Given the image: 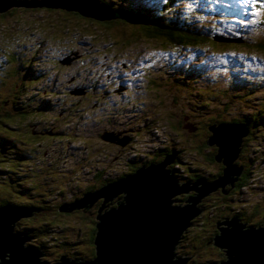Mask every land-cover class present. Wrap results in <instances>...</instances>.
I'll return each mask as SVG.
<instances>
[{
    "label": "trees",
    "instance_id": "trees-1",
    "mask_svg": "<svg viewBox=\"0 0 264 264\" xmlns=\"http://www.w3.org/2000/svg\"><path fill=\"white\" fill-rule=\"evenodd\" d=\"M95 1L107 7L109 10H112L116 15L110 20H99L62 8L20 7L17 9L16 7H11L0 13V24H2L6 18L17 17L12 16L15 12L23 11L26 13L43 11L46 15L41 17L40 29L46 31L50 25L53 26L54 34H52V36L55 37L56 41L63 39L68 40L66 45L74 42V40L70 38L71 32L78 31L90 36V38L96 37V39L101 40L108 41V36L113 39V42L125 45L131 44L138 39H144L156 43L160 49L165 52L169 47H178L179 54L182 53L183 50L187 52L195 51L198 54L196 48L204 49L212 47L209 49L210 54L213 57L218 56L219 58L223 50H235V47L238 46L251 47L248 43L243 42V40L247 41L244 39V35L237 38L239 42L231 40L222 41L221 38L223 37L217 35L218 30L216 27H210L213 24L212 22L219 23L221 18H223L225 22L233 21V18H226L225 16L218 18V15L212 11L217 10L218 6L215 4H213L212 8H209L208 11H202V13L194 12L197 7L191 5V7H184L186 9L180 11L184 13L174 14L171 12L174 10L172 6H175L178 9L181 8L179 5L183 4L184 0H160L161 2L151 0L148 4H146L148 0H139L140 2H137L136 0H129V2L128 0ZM256 6L257 8H255V11H257V15H263L264 0H257ZM198 14L203 16V22H200L201 20L197 17ZM207 17L210 18V21H208ZM252 19V16H248L240 10H237L234 22L240 23L241 28L239 30L244 33L249 32L246 27H248V23L252 22ZM71 22L77 24L76 26L79 24V27H71L69 25ZM208 23L210 24L208 25ZM259 23L262 24L261 21H259ZM100 27L103 30H100ZM82 29L83 31H81ZM96 29L104 34H99ZM3 38H7L8 42L4 45L1 42L0 45V208L7 207L14 210H39L32 211L30 216L20 217L15 220L12 227V233L25 234L32 237L31 240L24 241L23 246L37 248L42 254V256L39 257V261L42 263L57 264L60 260L59 258L63 255L67 259L73 261H91L96 258L94 240L97 231V211L90 208L82 213L80 216L83 217V221H80V216H77V214L76 217L79 218L78 222L65 221L62 217L72 216L71 213H73V210L69 212H61L59 211V208L63 204H70L72 200L69 201V199H65L66 201H64V199H58L56 197L49 198L51 197V193L55 192V189H59L60 193H64L63 191H65V188L69 191H73L77 187L73 185L71 175H87L86 170H90L91 175L87 179L86 187L81 194L91 193L102 186L104 187V185H109L133 174L137 169L145 166L147 162L148 164L160 163L164 161L165 157L168 155L174 156V162H181V154L184 150L192 154V156L195 157V160L200 164L210 166L214 171L217 169V161L215 157L218 153V147L217 145L207 144L208 139L212 136L209 127L227 123L243 124L247 129V134L243 137L242 144L244 142L249 144L252 139H255L254 126L255 122H257L256 119L259 120L262 117L264 118V95H259V98L256 97V113L255 109H253L252 111L237 113L233 118L228 119H223L222 115L219 114L213 115L214 106L212 98L215 96L214 93H199L200 99L195 101L202 102L198 104L183 96L187 110H189L188 106L191 108V114L182 117L188 118L185 122L179 121L178 117H173L171 123L174 127H172V129L169 120H160L155 114L146 113L139 118L136 126L143 125L147 122L148 125H146V130H148L149 133H141L138 132L140 129H136L138 131L135 132L133 135L134 137L147 138V140H149L154 129L162 130L165 133V143L154 148L152 151L147 150L146 157H140L137 152L131 156L130 159L123 156L115 157L114 159L117 161H125V164L130 167L129 172H124L117 178L114 175L116 170L107 171L104 167L98 169V166L95 165L96 161H88L91 157L89 156V149H92L93 146H91L88 151H85L82 148L84 150V156L78 166L75 167L74 163L71 162L74 160L63 158L64 155L62 152L67 146V154L70 156L73 155L70 150L71 146L68 145V142H74L73 139H75V137H80L79 139L82 142L88 143L83 138L91 137L92 133H87L84 130L82 133L76 134L75 131L71 130L73 127L70 123H65L61 119L59 115L61 110H67L71 106L61 109V103L64 102L65 105L67 103L66 98L62 97L61 94H57L56 91H48V87L52 86V79L49 80L46 87L45 81L39 85L41 88L40 91L46 90L48 98H45L46 95L43 93L41 97L40 91L37 93L32 92L33 90L38 89L37 83L40 79L42 81L46 78L47 73L42 67L39 68V70L32 68L34 66L32 62L33 55L23 57L26 56V52L30 50L28 45H26L25 49L20 52L17 48H22L23 44H18L15 41L16 38L14 36H10L5 30L0 28V40ZM250 38L255 43V46H252V48H254L257 53L260 52L264 56V39ZM240 41L242 42L240 43ZM16 45L19 46L17 47ZM222 46H226L225 49L221 50ZM170 56L171 58L175 57V55ZM198 56L200 58V55ZM23 59L27 62L23 61ZM195 64L194 65L197 67L201 65V63ZM189 69L191 70V67H177V71H183L182 74L184 76H189L190 73H192L189 72ZM177 79L183 80L180 73L177 74ZM214 81L215 79H212V82ZM182 91L187 94L189 89L183 87ZM243 91H250V87H247ZM64 93H69V91H65ZM253 94L254 92H247V95L243 98H241L239 94H236V98L250 100ZM166 96L170 97V94ZM55 102L59 103L56 104ZM168 106L170 109H174L172 106ZM225 106L229 109L227 105ZM57 107L61 110H57ZM43 113L45 116L42 117L41 115ZM72 115L74 114H69L68 117L74 119ZM44 117H49L50 121H48L43 127L38 129L33 128L35 127V124H37L35 120ZM150 119L155 121L152 125V129H150L149 125ZM186 124L194 129L193 135L187 136V129L182 131L184 127L183 125ZM73 125L83 126L79 119L73 122ZM167 125L169 126V131L166 129ZM88 126L94 128V126L89 123ZM179 131L186 133V138L182 137V140H185L184 143H186V145H182L183 143H180L181 140H176L174 137V133L175 135L179 134ZM199 133L200 136L204 133L201 140H199L200 136L197 137ZM122 134H125L121 135V137L123 136L121 139L122 143L126 138L132 140V136L130 137L126 132H122ZM53 139L59 141L57 142V145H51L50 141ZM60 144L62 145L63 150H61ZM125 146L126 148L129 146L135 147L131 141H128ZM181 146L184 148H181ZM186 146H189L190 149ZM50 152L53 154L56 153L57 165H55V162L53 163L43 160V155H48ZM236 158L237 161L240 160L238 155ZM247 159L249 162L253 161V159H250L248 156ZM46 160H48V158H46ZM237 161L234 160L233 165L238 166L239 163L237 164ZM112 162H109L106 167L112 164ZM31 163L34 164L31 165ZM253 164L254 162L251 163V165ZM32 166L34 167L33 170L31 169ZM56 166L62 168L63 171L70 176L67 182L71 181L72 183H69L66 187H61L62 184L60 182H64L62 177L58 176L57 179L46 177L57 172ZM218 166L219 170L216 173L211 172V174H209L212 178L209 180L208 177L209 181L215 180L221 176L222 171L224 170V164L221 162ZM26 168L27 171L24 170ZM247 168V176L251 182V166L248 165ZM188 170L191 171L188 172ZM192 170H195V167L192 166L191 168L190 166H187L184 168V171L188 173L185 177L186 181L184 183L196 181L202 177L201 173L197 174ZM32 176L35 177V179H29ZM172 176L177 178V175L175 174ZM53 184L54 187H49L53 186ZM240 186L241 184L239 187ZM226 191H228L226 195H221L219 192L212 191L214 193L211 192L212 194L210 193V196L207 195L208 197L205 196L206 198H201L200 202L202 203L199 204V202L196 205L200 212L190 220V225L181 234L180 239L178 240L179 242L181 240V243H184L190 229L199 230L203 229L204 226H206V231L201 236L199 235L198 238H195L196 240L193 241V245L199 247L208 240L213 241L212 237L219 233L215 226L216 222L219 221L223 215L233 213L231 206L225 204L228 202L229 198H231V192L229 193L230 187ZM79 196L80 195L77 196L75 194L71 195V198L79 199L81 197ZM210 198H213L210 205L213 208H210L212 210L211 215L202 217L199 225L195 226V220L206 213V205H208L207 199ZM176 199H178V197L172 198V206L174 207L179 206L177 205L178 201L175 202ZM99 204L100 202L94 204V208L95 206L98 207ZM68 229L72 230V232L66 234ZM83 232L84 237L83 235L81 237H83V240H88L86 244V247H88V250L86 249L87 255H83V253L76 250L78 247L77 244L70 240L80 239L81 237H76L79 234H83ZM200 240L205 242H201ZM53 244L56 249L61 250V252L55 258H46L45 253L50 246H53ZM65 251H67V253H64ZM221 251L223 253L220 259H224V251ZM183 258L187 259V257Z\"/></svg>",
    "mask_w": 264,
    "mask_h": 264
},
{
    "label": "rangeland",
    "instance_id": "rangeland-1",
    "mask_svg": "<svg viewBox=\"0 0 264 264\" xmlns=\"http://www.w3.org/2000/svg\"><path fill=\"white\" fill-rule=\"evenodd\" d=\"M136 1L140 2L139 0ZM150 1L151 0H148L146 4ZM156 1L161 2L160 0ZM213 4L218 6L217 10H212L218 15V18L222 16L233 18V21L230 22H225L223 18H221L219 23L212 22L213 24L210 27H216L218 30L217 35L223 37L221 40L239 42L237 38L244 35V39L247 41L243 40V42L248 43L251 47L238 46L235 47V50L228 51L229 49L223 50L226 46H222L221 50L223 51L219 58L218 56L213 57L210 54L209 49L212 47L204 49L196 48L198 54L195 51L187 52L184 50L179 54L178 47H169L165 52L162 51L156 43L144 39H138L131 44L125 45L113 42V39L108 36L107 39L109 40L107 41L96 39V37L90 38V36L78 31L71 32L70 38L74 40V42L66 45L68 40L63 39L56 41L55 37L52 36V34H54L53 26L50 25L46 31L40 29L41 17L46 15L43 11L26 13L23 11H14L15 13L12 16L17 17L6 18L5 21L0 24V28L5 30L10 36H14L18 44H23L22 48H17L20 52L25 49L26 45L30 47V50L25 54L26 56L23 57L33 55L32 62L34 66L32 68L39 70V68L42 67L47 73V77L42 81L40 79L37 83L38 89L32 92L37 93L41 90L39 86L40 83L45 81L46 87L49 80L52 79V86L48 87V91H56L57 94H61L62 97L66 98L67 103L66 105L64 102L61 103V109L71 106L67 110H61L57 107V110H61L59 113L61 119L65 123H70L73 127L71 130L75 131L76 134H80L84 130L87 133H92L91 137L83 138L88 143L82 142L79 139L80 137H75V139H73L74 142H68L69 146L77 147H70L71 153L73 154L71 156L67 154V146L63 150L60 144V148L63 150V158L74 160L71 162L74 163L76 167L84 156V150L88 151L91 146H98L99 149L97 147L89 149V156L91 157L88 161H96L95 165L98 166V169L105 167L112 161V164L118 163V165L114 167L116 169L114 175L118 178L122 173L129 172L130 167L124 164V160L117 161L114 159L119 156L120 153L118 145L101 139L102 132L131 131V129H133V131H131L132 137H134L133 132L138 131L136 129H140L138 132L141 133H149V131L146 130V125H148L147 122L143 125L136 126L139 118L146 113L155 114L160 120H169L172 129V127H174L171 123L173 117H178L179 121L185 122L188 118L182 117L191 114V108L188 106L189 110H187L183 96L198 104L202 102L195 101L200 99L199 93L205 94L206 92H211L215 94L212 98L214 106L213 115H222L223 119L233 118L237 113L255 109L257 98L260 97L259 95H264V56L262 53H257L255 49L252 48V46H255V43L250 37L260 40L264 39V13L263 15H257V11H253V8L255 9L257 7H253L247 0H184L183 4L179 5L181 8L178 9L172 6L174 10L171 12L174 14H182L184 12L180 11L186 9L184 7L189 8L191 5H195L197 9L194 10V12L202 13V11H208L209 8H212ZM248 5H251V9L247 11V14L253 15V19L251 23H248V27H246L249 32L243 33L239 30L241 28L240 23L234 21L236 19V11L242 7L247 8ZM16 8L19 9L20 7ZM113 13L116 15L115 12ZM197 17L201 20L200 22L204 21L201 14H198ZM207 19L210 21L209 17H207ZM259 21H261L262 24H260ZM209 24L210 23H208V25ZM69 25L71 27H79V24L76 26L77 24H73L72 22ZM100 30L103 29L100 27ZM81 31H83V29ZM98 33L104 34L101 31H98ZM1 42L4 45L8 42V39L3 38L0 40V45ZM241 42L242 41H240V43ZM16 46L18 47L19 45ZM170 55H175V57L171 58ZM198 55H200V58ZM23 61L27 62L25 59H23ZM195 63H201V65L197 67L195 65L198 64ZM178 66L191 67L189 72L192 73H190L189 76H184L182 74L183 71H177ZM178 73L183 77V80L177 79ZM212 79H215V81L212 82ZM88 85H93L90 93L94 94V97L99 96L101 97L100 99L107 98L109 101L104 102L103 100L102 102H96L95 100L85 99L82 93H85L89 88ZM183 87L189 89L187 94L182 91ZM247 87H250V91L247 92H254L250 100L236 98V94H239L241 98L246 96L247 92L243 90ZM65 91H69V93H64ZM42 93L46 95L47 92L46 90L40 91L41 97ZM169 94L170 97H167L166 95ZM45 98H48V96L46 95ZM55 103L58 104L59 102ZM168 105L172 106L174 109H170ZM225 105H227L229 109H227ZM256 111L255 109V113ZM69 114H74L72 115L74 119L68 117ZM41 116L43 117L45 114L43 113ZM77 119L80 120L83 126L73 125V122ZM256 120L257 122H255L254 126L255 139H252L249 145L246 144V142L243 143V152L245 153L248 151L247 156L253 159V161L248 162H254L255 164L254 170L252 167L250 168V171H252L250 184H252L251 186L253 188L250 186L251 190L249 191L251 192L253 189L252 192L255 193V208L257 209L261 206V210H263L261 212L262 214L264 213V118L262 117ZM35 121L37 124H35L33 128L38 129L43 127L50 120L49 117H44ZM149 121L150 129H152V125L155 121L152 119ZM88 123L94 126V128L88 126ZM183 126L182 131L187 129V136L193 135L194 129L190 125L186 124ZM166 129L168 131L170 130L168 125ZM182 131H179V134L176 135L174 133L176 140H181L182 137L186 138V133ZM154 132L160 138L157 145H161L162 141L165 140V133L162 130H154ZM199 136L200 133L197 137ZM57 142L59 141L56 139L50 141L51 145H57ZM181 148L184 147L181 146ZM132 149H134L135 152L123 153V157L126 158L128 155L133 156L136 152L140 153L139 150L144 151L145 154L147 152L145 144L139 147L136 145V147ZM247 156L245 157L247 158ZM42 158L45 161L55 162V165H57L56 153L53 154L50 152L48 155H43ZM46 158H48V160H46ZM192 159H195V157L184 150L181 154V162L177 163L189 162V160ZM241 162L243 165H250L247 160H242ZM33 164L34 163H31V165ZM207 168L213 170L210 166H207ZM31 169L33 170L34 167L32 166ZM56 169V173L46 177H53L54 179H57L58 176L62 177L64 182H60L62 184L61 187H66L69 183H72L71 181L67 182L70 176H68L62 168L56 166ZM24 170L27 171V168ZM86 173L87 175H71L73 185L77 186L73 191H69L65 188V191H63L64 193H60L59 189H55V192L51 193V197L49 198L56 197L58 199H64V201H66L65 199H69V201L72 200V202H74L71 195L76 194L82 197V189L86 187L87 179L91 175L90 170H86ZM186 174L187 172L183 170L181 174H179V178L184 180ZM29 179H35V177L32 176ZM49 187H54V184ZM121 199H123V196H121L120 199L114 198L113 203ZM98 201L102 204L103 199L99 198L89 208L81 207L72 209V216H64L62 217L63 220L78 222L79 218L76 217V214L80 216L90 208H93L98 213V207L95 206L94 208V204ZM212 201L213 198L207 199V211L203 216L195 220V226L199 225L202 217L211 215V209L213 208L210 205ZM108 204L109 206L112 205L109 202ZM100 206L99 204V207ZM115 206L116 204L111 207ZM80 221H83L82 216H80ZM205 227L206 226L199 230L190 229L188 231L187 238L179 249L181 256H185L187 252L189 254L193 252L191 255L193 259L197 258V255H200L197 251L191 250L189 245L193 242L194 238H198L199 235L201 236L206 231ZM70 232H72V230L68 229L66 234ZM82 235L84 237V232L83 234L77 235L76 238H80ZM83 237L70 240L77 244L78 247L76 250L83 253V255H87L86 249L88 250V247H86V244L88 240H83ZM186 242H188V245H185ZM60 252L61 250L56 249L53 244V246L47 249L45 253L46 258H55ZM64 253H67V251ZM204 256L206 258H216L215 253L205 254ZM188 261L190 262V260Z\"/></svg>",
    "mask_w": 264,
    "mask_h": 264
},
{
    "label": "water",
    "instance_id": "water-1",
    "mask_svg": "<svg viewBox=\"0 0 264 264\" xmlns=\"http://www.w3.org/2000/svg\"><path fill=\"white\" fill-rule=\"evenodd\" d=\"M11 7L62 8L99 20L114 17L111 10L95 0H0V13ZM209 131L212 136L207 144L217 145L215 159L224 164L220 177L179 184L169 170H164L174 160L173 155H168L160 163L142 166L117 182L83 193L74 202L60 206L59 211L89 208L99 198L103 199L96 216V258L73 261L63 255L57 264H185L187 259L174 255V249L190 220L200 212L196 203L219 187L227 193L224 188L233 185L241 170L233 163L240 149V139L247 134L246 127L220 124L210 126ZM188 190L197 192L186 199L188 204L172 206V198ZM116 196L123 199L113 203ZM108 202L116 206L111 207L113 204L109 206ZM32 211L39 210L0 208V264H46L39 261L42 254L37 248L23 246V242L32 237L12 233L14 221L30 216ZM217 227L219 233L213 242L227 256L219 264H264V227L246 228L236 217L222 218Z\"/></svg>",
    "mask_w": 264,
    "mask_h": 264
},
{
    "label": "flooded vegetation",
    "instance_id": "flooded-vegetation-1",
    "mask_svg": "<svg viewBox=\"0 0 264 264\" xmlns=\"http://www.w3.org/2000/svg\"><path fill=\"white\" fill-rule=\"evenodd\" d=\"M92 86L93 85H88L89 88L85 91V93H82V95L84 96L85 99H87V100H95L96 102H102L103 100H104V102L109 101L107 98L100 99L101 97H99V96L94 97V94L90 93ZM131 131H133V129H131ZM131 131H127V130H121V131H118V132H115V131H108L107 132V131H105V132H102L101 139H104V140L110 141V142H112L114 144H117L118 148H119V152H120L119 156H123L122 154L123 153L125 154L126 152H128V153L135 152V150L132 149L133 147L129 146V147L126 148L125 144L128 141H131L132 144L135 147H136V145L139 147V146L145 144L146 150H148V151H152L154 148H156L158 146H161L163 143H165V141L163 140L161 145H157V143L159 142L160 138H159L158 135H156V133L154 131H153L151 137L149 138V140H147V138L132 137V140L130 138H126V140L122 143L121 139H122L123 136L121 137V135H125V134H122V132H126V134H128L131 137L132 136L131 135ZM135 132L136 131L133 132V135L135 134ZM203 134L204 133H202V135ZM202 135L199 137V140H201L203 138ZM105 136H109L112 139L116 140L117 142L113 141L112 139L107 138ZM184 141L185 140L181 139L180 143H183L182 145H186V143H184ZM93 147H97L99 149L98 146H93ZM186 147L188 149H190L189 146H186ZM139 152L140 153H138V155L140 157H146L147 156V154H145L144 151L139 150ZM247 153H248V151H246L245 153L243 152V145H242V152H241L240 157H239L241 161L242 160H247V162H248V159L245 157V156H247ZM126 158L130 159L131 156L128 155ZM174 160H173L172 163L167 164L166 167H164V170H169L172 175L173 174L177 175V178L174 177V179L179 184H183L186 181L185 179L182 180L181 178H179V174H181V172L187 166H190L191 168H192V166L195 167V170H192V171L196 172L197 174L201 173L202 174V177L200 178L201 180L209 181L210 179H212L209 176V174H211V172H215L216 173L219 170V166L218 165L221 164V162H217V165H216L217 169L213 171V170L207 168L206 165L200 164L195 159H192V160H189V162H183V163H177V162H174ZM235 160L237 161V158H235ZM240 160L237 161V164L239 163L238 166L241 167L239 175L237 176L235 182H233L232 186L227 185L224 188L225 190H227L230 187L229 193L231 192V198H229L228 202L225 203V204H229L231 206V210H232L233 213L223 215L222 218H229L230 219V218L236 217L237 220L239 221V223L245 224L246 228H255V227L264 226V213L261 214V212L263 210H261V206H259L257 209L255 208V193L252 192L253 189H252L251 192L249 191V190H251V187H252L251 185L252 184H250L251 182H250V180H249V178L247 176V172H246V170H248V168H247L248 165L247 164L243 165V163ZM116 165H118V163L110 164L107 167L105 166L104 168L107 171L116 170L114 168ZM149 165L150 164H148V162H147L144 167H147ZM250 166L252 167L253 170L255 169V164L251 165V163H250ZM189 171H191V170H188V172ZM187 174H186V176H187ZM208 177H209V180H208ZM200 179H198V180H200ZM240 184H241V186L239 187ZM82 190L84 191V188ZM215 192H219L221 195H226L228 193V191H227V193L223 194L220 189L215 190ZM212 193H214V192H212ZM196 194H197V192L195 190H188L186 192L178 193L176 196H174V197H178V199H176L175 202L178 201L177 205H179V206H185V205L188 204L186 199H188L190 196L192 197V196H194ZM211 194H209L208 196H210ZM208 196L206 195V197H208ZM203 197H205V196H203ZM118 198H120V196L117 197L116 199H118ZM205 198H203V199H205ZM200 200L196 203V205L200 202ZM221 201H219V202H221ZM201 203L202 202H200L199 204H201ZM222 218L219 221H222ZM219 221H217V222H219ZM217 222L215 224L216 229H218ZM214 237L215 236L212 237V240L214 239ZM193 241H195V238H194ZM200 241L201 242H205V241H202V240H200ZM185 245H188V242H186ZM176 246H177V248H176ZM181 246H182V243H181V240H180V242L178 241L176 243L175 249H174V255H176L177 257L181 256L180 252H179V249L181 248ZM218 247L219 246H216L214 244V242L210 241V240H208L207 242L203 243L199 247H195L193 245V242H191L190 245H189V248H191V250H193V251H197L198 254H200V255H197V258L193 259V257H191L193 252H191V254H189L187 252L186 254L184 253L185 256H181V257H187L188 258L186 260L185 264H219L220 262L225 261L227 256H226V254L224 252L225 258L224 259H220L222 257V253H223L221 250H223V249L220 248V247L218 248ZM210 253H215L216 258H214V257L206 258L204 256L205 254H210ZM188 260H190V262Z\"/></svg>",
    "mask_w": 264,
    "mask_h": 264
},
{
    "label": "bare ground",
    "instance_id": "bare-ground-1",
    "mask_svg": "<svg viewBox=\"0 0 264 264\" xmlns=\"http://www.w3.org/2000/svg\"><path fill=\"white\" fill-rule=\"evenodd\" d=\"M171 1V0H170ZM227 124H237V123H227ZM242 141H243V136L241 137V139H240V149H239V152H238V156L240 157V154H241V152H242ZM218 189H221L220 187L218 188ZM218 189H213V190H211L207 195H209L212 191H215V190H218ZM191 192V191H190ZM188 194V193H187ZM181 195V194H180ZM204 196H206V195H204ZM221 248V247H220Z\"/></svg>",
    "mask_w": 264,
    "mask_h": 264
}]
</instances>
